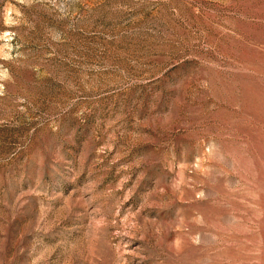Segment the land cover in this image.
Wrapping results in <instances>:
<instances>
[{
  "label": "rangeland",
  "instance_id": "374dc122",
  "mask_svg": "<svg viewBox=\"0 0 264 264\" xmlns=\"http://www.w3.org/2000/svg\"><path fill=\"white\" fill-rule=\"evenodd\" d=\"M0 264H264V0H0Z\"/></svg>",
  "mask_w": 264,
  "mask_h": 264
}]
</instances>
